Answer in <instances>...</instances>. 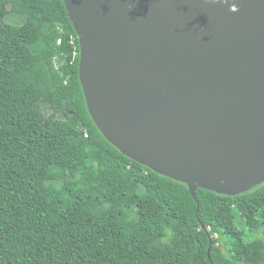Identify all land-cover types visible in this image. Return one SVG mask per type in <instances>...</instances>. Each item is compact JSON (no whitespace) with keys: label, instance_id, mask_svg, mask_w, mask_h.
<instances>
[{"label":"trees","instance_id":"1","mask_svg":"<svg viewBox=\"0 0 264 264\" xmlns=\"http://www.w3.org/2000/svg\"><path fill=\"white\" fill-rule=\"evenodd\" d=\"M79 68L64 0H0V264H264V182L197 211L102 133Z\"/></svg>","mask_w":264,"mask_h":264},{"label":"water","instance_id":"2","mask_svg":"<svg viewBox=\"0 0 264 264\" xmlns=\"http://www.w3.org/2000/svg\"><path fill=\"white\" fill-rule=\"evenodd\" d=\"M64 2L89 111L115 146L188 184L197 211L199 188L264 182V0Z\"/></svg>","mask_w":264,"mask_h":264},{"label":"rangeland","instance_id":"3","mask_svg":"<svg viewBox=\"0 0 264 264\" xmlns=\"http://www.w3.org/2000/svg\"><path fill=\"white\" fill-rule=\"evenodd\" d=\"M5 21L14 22V23H22L24 21V17L21 14L11 13L6 16Z\"/></svg>","mask_w":264,"mask_h":264},{"label":"built area","instance_id":"4","mask_svg":"<svg viewBox=\"0 0 264 264\" xmlns=\"http://www.w3.org/2000/svg\"><path fill=\"white\" fill-rule=\"evenodd\" d=\"M59 42H61V40H59Z\"/></svg>","mask_w":264,"mask_h":264}]
</instances>
